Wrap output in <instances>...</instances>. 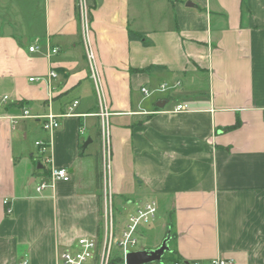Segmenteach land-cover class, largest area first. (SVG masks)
Wrapping results in <instances>:
<instances>
[{
  "label": "crops",
  "instance_id": "1",
  "mask_svg": "<svg viewBox=\"0 0 264 264\" xmlns=\"http://www.w3.org/2000/svg\"><path fill=\"white\" fill-rule=\"evenodd\" d=\"M82 1L110 114L107 163L80 0H0V264H63L79 238L102 243L106 189L115 231L134 207L157 203L141 250L170 236L182 261L264 264V0ZM151 65L167 69L137 72ZM47 115L60 124L52 133ZM36 126L51 166L71 174L42 194L48 166L28 143Z\"/></svg>",
  "mask_w": 264,
  "mask_h": 264
},
{
  "label": "built area",
  "instance_id": "2",
  "mask_svg": "<svg viewBox=\"0 0 264 264\" xmlns=\"http://www.w3.org/2000/svg\"><path fill=\"white\" fill-rule=\"evenodd\" d=\"M79 14L82 23L83 36L86 43V54L87 60L91 69L92 79L97 88V92L100 98V112L98 116L101 118V139L104 151V158L107 163V160L110 156V124L108 121V117L110 116L109 112L104 106L103 99L101 97L100 90V78L97 71L96 63H95V55L92 49L90 48V44L88 41L89 35V11L85 7V4L82 0H80L79 4ZM30 52H34L36 50L35 47L29 48ZM58 53L57 49H52L51 54ZM49 77L55 78L57 74L55 71H50ZM35 79H31L30 81H34ZM177 83L175 86L171 88H175L178 86ZM168 89L167 84H163L160 87V91L164 92ZM142 92L145 96H149L151 92L147 88H143ZM7 99V98H6ZM5 99V100H6ZM78 106V102H74V104L69 108V113L67 115H72L74 109ZM187 106L179 104L175 107L176 112L186 111ZM24 115L28 116V111H24ZM43 129L52 133L56 129L60 127V124L57 118L53 115L43 116ZM39 150L40 158L42 159V163L48 168V175L42 176L35 186V191L37 194H42L45 190L52 188L54 184L58 181L69 182L71 180V174L65 168H56L51 166V158L47 155V151L50 147V139L47 141H37L35 143ZM104 203H105V234L102 243L100 244L95 238H87L82 237L79 238L74 245L67 250H65L61 259L63 264H109L110 255L112 252V248L114 243L118 244V247L123 255V264H126V254L128 252L138 251L137 248L139 246V229L142 227H149L152 225L157 218L158 208L157 203L155 201H149L142 205H138L132 209L128 215L125 225L118 232L119 236H116L115 231V223L113 219V210H112V196L108 189L105 190L104 194ZM7 213H11V209L7 210ZM159 264H167L163 262H157ZM16 264H29L28 258H23ZM154 264V263H151ZM174 264H201L199 262H191V261H180ZM210 264H234L233 259H224V258H216L211 261Z\"/></svg>",
  "mask_w": 264,
  "mask_h": 264
},
{
  "label": "trees",
  "instance_id": "3",
  "mask_svg": "<svg viewBox=\"0 0 264 264\" xmlns=\"http://www.w3.org/2000/svg\"><path fill=\"white\" fill-rule=\"evenodd\" d=\"M129 38L130 40L132 41H140L142 42V44L144 46H150V42L147 41L145 39V34L144 33H134V32H130L129 33ZM167 68L164 67V66H160V65H151L149 67H146L144 69H140L138 70L137 72H140V73H148V74H151L153 72H163L165 71ZM241 126V121L239 119H237L236 121V124L231 126V127H227L226 130L227 131H232V130H235L237 128H239ZM43 175L44 176H47L48 173L47 172H43ZM118 212H117V207L115 206V209H114V213H113V219H114V223L115 225L118 224ZM101 244V243H100ZM181 259H179L176 254H175V251L173 252H168L164 255L163 257V262L164 263H167V264H174L176 262H180ZM109 264H123V255H122V252L121 251H115L111 252V255H110V259H109Z\"/></svg>",
  "mask_w": 264,
  "mask_h": 264
},
{
  "label": "water",
  "instance_id": "4",
  "mask_svg": "<svg viewBox=\"0 0 264 264\" xmlns=\"http://www.w3.org/2000/svg\"><path fill=\"white\" fill-rule=\"evenodd\" d=\"M189 7H192L193 4L189 3ZM167 101H159L157 107L163 109ZM91 141L89 140L84 147H86ZM40 168V167H39ZM170 236L162 242L160 246L155 249H143L134 252H128L126 254V264H151L161 262L164 255L170 252L169 247Z\"/></svg>",
  "mask_w": 264,
  "mask_h": 264
},
{
  "label": "rangeland",
  "instance_id": "5",
  "mask_svg": "<svg viewBox=\"0 0 264 264\" xmlns=\"http://www.w3.org/2000/svg\"><path fill=\"white\" fill-rule=\"evenodd\" d=\"M43 136H44V131L42 130L41 126H36V130L33 133H31V135L29 137V140H28L29 146H31L33 151H35L34 153L36 155H38V152H37V146H35V142H36V140H38L39 138H41ZM108 178L109 177H107V179ZM112 203H114V202H112ZM116 204H117V202L115 203V205ZM159 226H160V223L158 225L157 224L155 225V227H159ZM119 229H120V227H116V236L115 237L119 236V233H118L120 231ZM147 243H148V241H144V240L141 241L139 243L137 250H141L144 246H148ZM112 250H113V252L120 251L117 243H114ZM154 264H159V263H154Z\"/></svg>",
  "mask_w": 264,
  "mask_h": 264
}]
</instances>
